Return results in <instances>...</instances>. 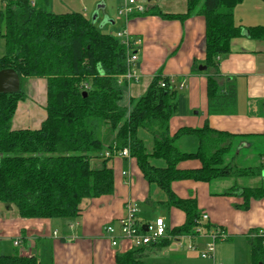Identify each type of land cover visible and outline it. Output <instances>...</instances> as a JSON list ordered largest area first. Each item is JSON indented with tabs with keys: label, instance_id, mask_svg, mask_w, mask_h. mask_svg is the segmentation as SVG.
<instances>
[{
	"label": "trees",
	"instance_id": "trees-1",
	"mask_svg": "<svg viewBox=\"0 0 264 264\" xmlns=\"http://www.w3.org/2000/svg\"><path fill=\"white\" fill-rule=\"evenodd\" d=\"M1 1L0 22L5 30L0 33V42L4 41L5 53L0 54V71L14 70L21 79V90L0 93V203L15 206L20 217L79 218L85 201L114 194V171L109 167L112 157L107 154L128 149L148 184L165 194L166 206L186 216L182 226L167 232L158 243L116 256V264H145V256L153 248H166L175 239H195L201 231L215 229L203 220L196 199L173 191L174 183L261 176L263 164L239 167L229 162L233 136L212 130L208 123L200 129L182 127L171 133V119L178 113L179 103L178 91L169 78L155 76L142 97L136 102L131 99L130 107L122 105L124 85L118 78L128 71L134 41L127 47L116 33L105 32L81 14H55L52 0ZM186 1L187 13L183 15L151 8L129 17L156 15L185 21L203 16L208 114H232L237 92L234 85L221 84L219 59L231 52L236 38L264 40V25L246 28L236 24L234 10L244 0ZM31 79L47 81V118L40 130H13L18 105L26 99L23 85ZM144 133L151 136L150 151ZM184 138L198 140L195 153L179 149L178 142ZM102 159L101 168L92 165L93 160ZM191 160H199L202 167L179 168L181 162ZM225 195L242 198L239 208L248 210L252 200L264 198V184L233 186ZM246 239L250 264H264L261 230L251 231ZM0 264L39 261L36 257L2 255Z\"/></svg>",
	"mask_w": 264,
	"mask_h": 264
},
{
	"label": "crops",
	"instance_id": "crops-1",
	"mask_svg": "<svg viewBox=\"0 0 264 264\" xmlns=\"http://www.w3.org/2000/svg\"><path fill=\"white\" fill-rule=\"evenodd\" d=\"M137 2L145 9L155 8L163 14L187 13L186 0ZM103 3L99 8L105 11L108 5ZM124 4L125 0H119L116 20L106 15L107 19L102 21L101 28L104 31L108 29L112 34L125 31L134 41L132 51L139 58L140 80L133 84L123 83V92L126 91L128 101L142 97L153 78L161 74L169 78L178 91L179 109L170 123L172 134L182 127L200 129L208 123L212 130L233 136L232 148L227 157L229 162L239 167H253L248 164L251 158L263 153L256 166L264 165V40L243 36L232 41L231 52L219 59V71L223 87L232 84L236 88L234 113L209 115L206 92L208 71L199 70L206 61L205 18L194 15L180 21L165 20L156 15L119 16ZM263 12L264 0H244L234 10L235 22L246 28L263 25L260 23L264 22ZM109 26L112 28L109 29ZM29 81L32 82L29 88L34 97L39 99L34 84L40 96L47 81ZM44 94L45 102H38L37 106H32L28 97L18 105V108L23 105L30 112L43 111L45 116L41 121L39 117L23 115L22 107L17 116V108L13 130L41 129L47 118V91ZM195 110L197 112L193 114ZM108 146H105V152ZM178 147L183 152L195 153L199 142L196 138H184L179 140ZM231 153L233 156H230ZM240 157H243L242 165L238 163ZM103 160H93L92 165L101 168ZM109 167L114 171V194L85 201L79 218L75 220L25 219L19 216L15 206L0 203V252L3 255L8 252V255L36 257L39 264H116V256L128 252L129 246L123 243L121 247L112 248L104 236V227L109 224L119 227L120 220L127 215L128 202L136 203L137 207L145 202L165 207L168 220L161 216L155 220L164 218L167 232L185 223V214L167 207L165 194L151 187L144 179L136 159L115 156L110 160ZM201 167L199 160L179 164L182 170ZM248 181L244 178H228L211 183L181 181L174 183L172 189L180 197L196 199L200 212L209 218L206 222L213 229L222 228L226 231L229 240L234 237L246 239L253 230L264 232V198L252 200L249 209L242 210L239 208L244 203L242 198L225 194L233 186L256 187L260 183L264 184L262 174ZM137 219L143 225L150 224L138 216ZM16 242L19 244L15 245ZM208 242L206 233H201L195 239H175L166 248L156 247L149 251L144 259L145 264H205L199 258ZM190 245H194L195 249H191Z\"/></svg>",
	"mask_w": 264,
	"mask_h": 264
},
{
	"label": "rangeland",
	"instance_id": "rangeland-1",
	"mask_svg": "<svg viewBox=\"0 0 264 264\" xmlns=\"http://www.w3.org/2000/svg\"><path fill=\"white\" fill-rule=\"evenodd\" d=\"M107 3V8L104 11V9H100V5H103L104 3ZM51 11L55 14H68V13H77L81 14L84 17L94 21L96 18V24L97 27H102L101 23L102 21H105L106 15L110 17L112 20H116L117 17V10H118V5H119V0H52L51 1ZM4 5L2 1L0 0V11H2ZM264 13V12H263ZM264 21V20H263ZM261 24L264 25V22H260ZM111 29L112 27H108ZM102 29V28H101ZM5 30L4 25L0 22V33H3ZM105 32H109V30H105ZM5 53V45L4 41L0 42V54L3 56ZM45 85V84H44ZM32 82L31 81H26L23 85L24 91L26 92V97H28V101L31 103L32 106H37L39 105L38 102H45V94L46 88L41 93L39 96L40 92L39 89L36 87L34 84V90L38 94V98H35L32 91L31 87ZM38 99V100H37ZM138 99H135L134 101L136 102ZM122 105L123 106H129V101L128 97L126 96V91L124 90V95H123V100H122ZM21 107L23 108L22 113L23 115L26 116H31V117H39V120L42 119V117L45 116L43 111H28L23 105H21L17 111V116L19 114ZM197 111H193L192 113L195 114ZM21 114V113H20ZM16 116V118H17ZM15 118V119H16ZM41 121V120H40ZM20 122V121H19ZM103 137V136H102ZM143 140L147 146V149L150 151L152 148V139L151 136L147 135L146 133L142 134ZM104 138V137H103ZM189 140V138H186ZM108 141V140H106ZM263 153H257L256 156L251 158L250 166L255 167L257 160H260ZM230 156H233V153H231ZM242 158L240 157L238 163H242ZM258 158V159H257ZM242 165V164H241ZM254 178V177H253ZM237 179V178H233ZM246 182L249 183V178H244ZM247 183V184H248ZM256 185V184H255ZM258 185V184H257ZM261 185V183L259 184ZM165 217L168 220V212L165 207L162 205H159L157 203H149L147 204L142 203L140 206H138V217L141 220H147L150 224H153L155 219L157 217ZM155 223V222H154ZM188 241H186L187 243ZM188 244V243H187ZM12 246V245H11ZM191 246V245H190ZM2 248V245L0 244V249ZM8 255V252H5ZM249 253V254H248ZM3 254L0 252V256ZM202 262H205V264H250V251L249 247L246 243V239L239 238V237H234L230 240H219L216 245H215V255L214 258L210 259H203L202 256L199 258Z\"/></svg>",
	"mask_w": 264,
	"mask_h": 264
},
{
	"label": "built area",
	"instance_id": "built-area-1",
	"mask_svg": "<svg viewBox=\"0 0 264 264\" xmlns=\"http://www.w3.org/2000/svg\"><path fill=\"white\" fill-rule=\"evenodd\" d=\"M144 10V6L140 5L137 0H125V4L119 10V16L128 17L134 12H143ZM115 35L129 47L130 37L125 31H120ZM138 62V56L130 52L128 58V71L124 75L119 76L118 80L120 84H133L139 82ZM162 87H165V84H162ZM115 156L129 158L130 152L128 149H124L121 152H115L112 156L107 154V157L113 158ZM126 210L127 215L120 220L118 228L115 224H109L104 227V236L109 240L112 248H118L121 247L123 243H128V251H130L156 244L167 236V226L164 218H158L153 224L143 225L137 219L138 207L136 203L128 202L126 204ZM208 219V216L204 214L203 220L206 221ZM200 233L204 232L201 231ZM206 235L209 238V242L201 256L203 259L214 258L216 243L219 240H226L229 236L221 228H215L213 231L206 233ZM261 235H264V232L261 231ZM18 244L19 242L15 243V245ZM190 248L195 249V246L191 245Z\"/></svg>",
	"mask_w": 264,
	"mask_h": 264
},
{
	"label": "water",
	"instance_id": "water-1",
	"mask_svg": "<svg viewBox=\"0 0 264 264\" xmlns=\"http://www.w3.org/2000/svg\"><path fill=\"white\" fill-rule=\"evenodd\" d=\"M93 22H96V18ZM200 71H206L205 66L199 68ZM21 90V79L14 70L0 71V93L1 94H16ZM264 179V170L262 172ZM147 231V229H146Z\"/></svg>",
	"mask_w": 264,
	"mask_h": 264
}]
</instances>
